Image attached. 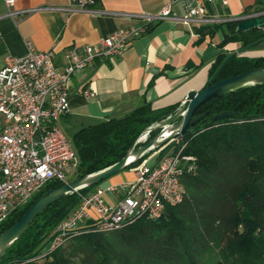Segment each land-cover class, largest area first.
<instances>
[{
    "label": "trees",
    "instance_id": "obj_1",
    "mask_svg": "<svg viewBox=\"0 0 264 264\" xmlns=\"http://www.w3.org/2000/svg\"><path fill=\"white\" fill-rule=\"evenodd\" d=\"M257 11L264 12V6ZM238 21L226 24L219 46L239 42V53L216 57L208 72L211 83L264 68V54H244V50L264 49V27L237 31ZM144 26L145 31L152 28L151 23ZM217 28L200 26L198 32L212 35ZM179 106L154 108L143 101L124 116L79 128L71 136L79 159L71 180L121 159L140 131ZM206 111L178 144L168 143L159 154L185 143L183 152L196 157L197 171L181 178L186 193L180 203L167 205L156 219L142 217L113 231L68 237L43 258L29 260L48 246L58 222L78 204L79 193L93 185L47 206L5 252L0 264H264V84L209 100L195 114ZM223 111L235 115L211 121ZM156 133L151 131L147 140ZM61 184L47 183L11 213L0 233L16 223L37 197Z\"/></svg>",
    "mask_w": 264,
    "mask_h": 264
},
{
    "label": "built area",
    "instance_id": "obj_2",
    "mask_svg": "<svg viewBox=\"0 0 264 264\" xmlns=\"http://www.w3.org/2000/svg\"><path fill=\"white\" fill-rule=\"evenodd\" d=\"M3 1L7 14L13 15L11 8L18 0ZM214 1L170 0L156 15L144 17L150 22L174 16L171 5L180 2L183 21L203 19L206 5ZM220 1L227 4V0ZM68 2L86 9L95 0ZM144 32V25L122 27L95 44L72 46L65 51L60 68L55 65L53 50L38 51L27 41L23 55L9 56L0 66V226L47 183H65L76 175L78 156L71 138L57 123L70 109V78L81 74L97 58L122 55ZM83 95L93 96L90 85ZM180 139H172L145 155L130 168L131 180L79 193L78 204L58 222L48 246L29 260L43 258L68 237L113 231L142 217L156 219L167 205L180 203L186 193L181 178L197 171L196 157L183 152L185 143L159 155L168 143L178 144Z\"/></svg>",
    "mask_w": 264,
    "mask_h": 264
},
{
    "label": "crops",
    "instance_id": "obj_3",
    "mask_svg": "<svg viewBox=\"0 0 264 264\" xmlns=\"http://www.w3.org/2000/svg\"><path fill=\"white\" fill-rule=\"evenodd\" d=\"M168 1L95 0L80 9L68 0H18L11 8L13 15H8L0 0V66L9 56L23 55L30 41L38 51L53 50L60 68L65 51L72 46L95 44L118 28L151 23L152 28L134 38L122 55L97 58L70 78V109L57 123L71 138L79 128L124 116L143 101L154 108L181 105L189 91L207 84L209 68L219 54L239 53V42L219 46L226 24L243 15L260 16L264 12L257 10L264 0H227L225 5L215 0L206 5L203 19L194 21H183L182 4L174 2V16L146 20L144 15H156ZM31 9L35 10L25 13ZM213 25L218 28L212 35L198 32L200 26ZM244 54L264 53L256 54L254 49ZM87 85L93 96L83 95ZM132 178L130 170V179L124 180ZM113 180L112 184L124 182L122 175Z\"/></svg>",
    "mask_w": 264,
    "mask_h": 264
},
{
    "label": "water",
    "instance_id": "obj_4",
    "mask_svg": "<svg viewBox=\"0 0 264 264\" xmlns=\"http://www.w3.org/2000/svg\"><path fill=\"white\" fill-rule=\"evenodd\" d=\"M252 27H264V16L261 17L258 14L243 15L236 25V30L243 31ZM260 84H264V68H255L214 83L208 81L199 91H189L184 101L174 113L140 131L121 159L102 169L62 183L55 188L48 189L37 197L16 223L0 233V260L34 218L51 203L69 194L78 193L83 189L97 185L108 177L130 167L145 155L163 146L170 140L180 138L184 134L191 132L198 121L208 113L206 111L195 114L198 107L203 103L230 94L240 88ZM234 115V112L223 111L213 115L211 121L213 122L225 117H233ZM151 131H157L156 135L150 140L146 138L140 144L141 140L148 136Z\"/></svg>",
    "mask_w": 264,
    "mask_h": 264
},
{
    "label": "rangeland",
    "instance_id": "obj_5",
    "mask_svg": "<svg viewBox=\"0 0 264 264\" xmlns=\"http://www.w3.org/2000/svg\"><path fill=\"white\" fill-rule=\"evenodd\" d=\"M263 45H264V43H263ZM248 51H252V50H244V52H248ZM257 53H264V49L262 48V46H261L260 48L256 49V54H257ZM65 134H66L67 136H69V134H67L66 132H65ZM141 143H142V142H140V144H141ZM151 163H152V162H150V164H151ZM120 175H122L123 180H124L125 178L130 179V168H129V167H128V168H125V169H123L122 171H120V172H118V173H116V174H114V175L108 177L107 179H105V180L101 181L100 183H98L97 185H95L94 188H95V187H98V186H106V185H108V184H112V182L114 181L113 179H115V177H118V176H120ZM125 175H126V176H125ZM127 179L124 180V181H127Z\"/></svg>",
    "mask_w": 264,
    "mask_h": 264
},
{
    "label": "bare ground",
    "instance_id": "obj_6",
    "mask_svg": "<svg viewBox=\"0 0 264 264\" xmlns=\"http://www.w3.org/2000/svg\"><path fill=\"white\" fill-rule=\"evenodd\" d=\"M144 139H145V138H143V139L141 140V142L144 141Z\"/></svg>",
    "mask_w": 264,
    "mask_h": 264
}]
</instances>
